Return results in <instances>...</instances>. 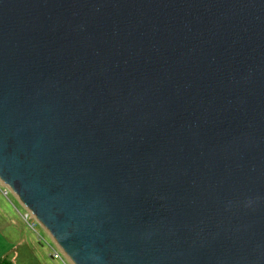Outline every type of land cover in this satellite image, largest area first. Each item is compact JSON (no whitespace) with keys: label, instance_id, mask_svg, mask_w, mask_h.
I'll use <instances>...</instances> for the list:
<instances>
[{"label":"water","instance_id":"95a60500","mask_svg":"<svg viewBox=\"0 0 264 264\" xmlns=\"http://www.w3.org/2000/svg\"><path fill=\"white\" fill-rule=\"evenodd\" d=\"M0 184L70 264H264V0H0Z\"/></svg>","mask_w":264,"mask_h":264},{"label":"rangeland","instance_id":"374dc122","mask_svg":"<svg viewBox=\"0 0 264 264\" xmlns=\"http://www.w3.org/2000/svg\"><path fill=\"white\" fill-rule=\"evenodd\" d=\"M49 244L56 247L12 192L0 189V259L10 264H64Z\"/></svg>","mask_w":264,"mask_h":264},{"label":"built area","instance_id":"2783aa9c","mask_svg":"<svg viewBox=\"0 0 264 264\" xmlns=\"http://www.w3.org/2000/svg\"><path fill=\"white\" fill-rule=\"evenodd\" d=\"M0 189L2 190V191H4V193L5 194H8V190L7 189H3V186L0 184ZM28 214H30L28 211H26ZM31 215V214H30ZM26 216H27V214H26ZM32 216V215H31ZM35 223V222H34ZM33 223V224H34ZM34 226H35V224H34ZM51 247L50 248H52L53 249V251H54V253H55V255L56 256H58L63 262H64V264H70L69 262H68V260L65 258V256L63 255V253L59 250V248L56 246V247H54L53 245H51V244H49Z\"/></svg>","mask_w":264,"mask_h":264},{"label":"trees","instance_id":"16d2710c","mask_svg":"<svg viewBox=\"0 0 264 264\" xmlns=\"http://www.w3.org/2000/svg\"><path fill=\"white\" fill-rule=\"evenodd\" d=\"M0 264H10V263L5 259H0Z\"/></svg>","mask_w":264,"mask_h":264},{"label":"clouds","instance_id":"9594fccd","mask_svg":"<svg viewBox=\"0 0 264 264\" xmlns=\"http://www.w3.org/2000/svg\"><path fill=\"white\" fill-rule=\"evenodd\" d=\"M6 189V188H5ZM8 190V189H7ZM9 191V190H8Z\"/></svg>","mask_w":264,"mask_h":264}]
</instances>
